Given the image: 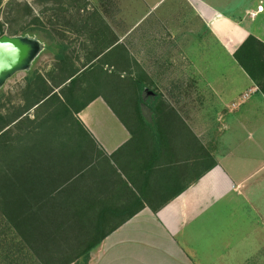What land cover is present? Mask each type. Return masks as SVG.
Returning a JSON list of instances; mask_svg holds the SVG:
<instances>
[{"label":"trees","instance_id":"obj_1","mask_svg":"<svg viewBox=\"0 0 264 264\" xmlns=\"http://www.w3.org/2000/svg\"><path fill=\"white\" fill-rule=\"evenodd\" d=\"M71 2L64 10L56 0L55 16L83 22L86 0ZM26 32L54 45L55 63L46 75L38 66L25 77L32 98L23 105L8 108L0 95V264H89L110 234L146 208L158 213L216 163L125 47H115L109 73L105 59L96 60L111 46L76 65L40 16L9 35ZM234 58L264 94V43L250 35ZM99 97L132 135L110 157L77 117Z\"/></svg>","mask_w":264,"mask_h":264},{"label":"crops","instance_id":"obj_2","mask_svg":"<svg viewBox=\"0 0 264 264\" xmlns=\"http://www.w3.org/2000/svg\"><path fill=\"white\" fill-rule=\"evenodd\" d=\"M128 3L129 23L87 22L97 52L111 46L96 61H118L123 46L153 85L166 78L159 92L174 98L216 166L158 213L146 208L110 234L89 264H264V94L234 58L250 35L264 43V0ZM202 110L216 111L206 139ZM77 117L108 157L132 139L103 97Z\"/></svg>","mask_w":264,"mask_h":264},{"label":"rangeland","instance_id":"obj_3","mask_svg":"<svg viewBox=\"0 0 264 264\" xmlns=\"http://www.w3.org/2000/svg\"><path fill=\"white\" fill-rule=\"evenodd\" d=\"M85 3L87 5V10L86 13L83 14L84 20L83 22H78L76 18H73L72 13H66L58 17L55 16V11L53 9L60 8V5L56 3V0H1L0 23L3 25L4 34L9 35L10 31H22V29L28 27L34 19L40 16V19L49 29L51 34L55 36L58 41H64L66 45L70 46L72 51L70 52V55L74 63L78 65V63L82 62V60L84 61L88 59V57H92L101 47V45L97 46L94 44L96 42V37L93 30L86 29L87 22H106L111 26L119 22L129 23L133 21L132 19H129L128 0H86ZM71 4V0H64L63 9L67 10L70 8ZM25 5H29L33 9L32 16L27 14L24 10ZM95 13L97 17L93 16ZM82 23H84V25ZM115 31L117 34H121V36H126L129 32L127 29ZM138 32L143 33V30L140 29ZM126 41L127 39L125 42ZM54 57V54L47 55L39 63L38 66L44 75L53 69V65L55 63ZM105 63L108 65L107 69L114 72V69H112L110 65V61H105ZM139 66L143 69V63L142 65L139 64ZM137 70L138 69L131 64L129 71L135 75ZM161 80L164 82V86L161 85ZM166 80L167 79L164 78L160 79V82H158L159 79H156L155 81L157 84L154 83L153 87L156 88L158 92L162 87H164L162 89H165ZM160 85L161 87H159ZM25 87V76L18 77L9 85L6 92H4V102L7 103L8 108L23 105L27 98H32L31 96L26 97ZM149 95L147 94V96ZM166 95L167 94L164 95L165 99L168 101L169 105L171 103L170 106L173 108L172 100L174 101V98L171 97V95H168L172 99L171 100L169 97L167 98ZM119 108L125 114L122 107ZM173 109L177 112L175 108ZM215 114L216 111L214 110H202L200 112L201 137L205 139L207 138V132L205 130L213 128L211 124H214L213 121L215 120ZM201 170H204V168Z\"/></svg>","mask_w":264,"mask_h":264},{"label":"water","instance_id":"obj_4","mask_svg":"<svg viewBox=\"0 0 264 264\" xmlns=\"http://www.w3.org/2000/svg\"><path fill=\"white\" fill-rule=\"evenodd\" d=\"M54 53V45L39 33L0 34V95L18 77L31 75L45 56Z\"/></svg>","mask_w":264,"mask_h":264},{"label":"built area","instance_id":"obj_5","mask_svg":"<svg viewBox=\"0 0 264 264\" xmlns=\"http://www.w3.org/2000/svg\"><path fill=\"white\" fill-rule=\"evenodd\" d=\"M251 16H252V17H254V14H253V15H251ZM245 97L247 98V97H248V95H246Z\"/></svg>","mask_w":264,"mask_h":264}]
</instances>
